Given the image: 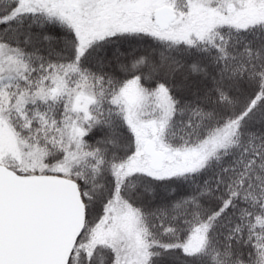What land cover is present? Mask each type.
<instances>
[{"label": "snow or ice", "instance_id": "6c2138e0", "mask_svg": "<svg viewBox=\"0 0 264 264\" xmlns=\"http://www.w3.org/2000/svg\"><path fill=\"white\" fill-rule=\"evenodd\" d=\"M0 264H264V0H0Z\"/></svg>", "mask_w": 264, "mask_h": 264}]
</instances>
